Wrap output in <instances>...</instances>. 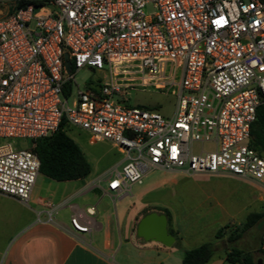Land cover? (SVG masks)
<instances>
[{
    "label": "built area",
    "instance_id": "obj_1",
    "mask_svg": "<svg viewBox=\"0 0 264 264\" xmlns=\"http://www.w3.org/2000/svg\"><path fill=\"white\" fill-rule=\"evenodd\" d=\"M82 68L98 77L68 105ZM147 87L174 91L171 116L118 100ZM260 104L264 0H48L0 15V192L21 201L38 175L33 142L63 119L121 153L109 191L127 194L151 170L226 172L264 188V158L248 145ZM194 142L212 147L194 152ZM93 213V205L72 212L70 227L89 231Z\"/></svg>",
    "mask_w": 264,
    "mask_h": 264
},
{
    "label": "crops",
    "instance_id": "obj_2",
    "mask_svg": "<svg viewBox=\"0 0 264 264\" xmlns=\"http://www.w3.org/2000/svg\"><path fill=\"white\" fill-rule=\"evenodd\" d=\"M121 160L108 162L102 169L89 163L85 178L61 181L66 185L50 192L54 204L34 193L33 187L26 202L0 192V264H181L183 251L203 242L189 244L175 224L173 209L150 200L146 193L132 192L131 186L127 194L109 191L107 173L118 170ZM90 174L94 176L87 180ZM46 203L54 209L49 218ZM90 205L94 206L92 228L74 231L70 215ZM151 211L167 212V231L174 237L170 246L136 235L139 219ZM224 239L215 238L216 251L204 264H230L225 260ZM221 240L224 246H218Z\"/></svg>",
    "mask_w": 264,
    "mask_h": 264
},
{
    "label": "rangeland",
    "instance_id": "obj_3",
    "mask_svg": "<svg viewBox=\"0 0 264 264\" xmlns=\"http://www.w3.org/2000/svg\"><path fill=\"white\" fill-rule=\"evenodd\" d=\"M13 0H0V15H5L14 8ZM145 12L152 14L154 9L151 4L145 6ZM97 72L88 68H82L74 75L76 80L72 84V94L67 99L71 105L76 89H83L86 82L96 80ZM118 100L129 106L139 105L158 110L164 116H171L176 105V97L173 90L161 92L152 87L131 89L129 93ZM67 134L75 141L83 152L87 161L97 169H102L109 162L119 159L122 155L107 141L90 142L88 134L76 127H68ZM2 140L0 139V143ZM15 148L31 147L25 139L11 140ZM210 143L200 144L194 142L192 149H211ZM123 163L117 169L120 171ZM225 174V175H223ZM90 174L86 179L93 178ZM50 185V187H47ZM66 185L37 175L33 191L39 196L55 203L50 192ZM259 183L253 178H243L229 175L226 172L186 174L178 170L160 171L151 170L142 179L141 183L131 185L132 192L146 193L150 200L164 204L174 211L175 224L181 228L182 234L189 244L210 241L215 243L214 232L224 222L235 220L242 222L245 215L251 211L260 209L264 202V188L258 189ZM159 206L155 207L157 209ZM66 212V208L62 210ZM228 222V224L236 223ZM262 242L264 231H257L254 227L246 231L238 242L241 248H253L258 240ZM258 242V241H257ZM261 248L260 242L258 243ZM218 246H224V241H219ZM216 251V249H214ZM264 261V252L262 254ZM261 259V258H260Z\"/></svg>",
    "mask_w": 264,
    "mask_h": 264
},
{
    "label": "trees",
    "instance_id": "obj_4",
    "mask_svg": "<svg viewBox=\"0 0 264 264\" xmlns=\"http://www.w3.org/2000/svg\"><path fill=\"white\" fill-rule=\"evenodd\" d=\"M32 4L35 7L48 4V0H17L14 8ZM13 8V9H14ZM12 9V10H13ZM66 87L63 95L66 96ZM139 106V105H138ZM143 107V106H142ZM68 125L63 119L55 132L33 142L32 150L39 159L38 174L48 179L61 182L85 178L90 172V165L75 141L67 134ZM248 145L264 158V104L257 106L255 119L250 125ZM165 215L167 212L164 211ZM264 231V204L261 210L251 211L239 224H225L214 234L216 239L225 236V260L230 264H255L258 258L263 261V250L255 242L253 248L238 246L243 234L251 228ZM215 245L206 241L183 251L181 264H204L212 255Z\"/></svg>",
    "mask_w": 264,
    "mask_h": 264
},
{
    "label": "water",
    "instance_id": "obj_5",
    "mask_svg": "<svg viewBox=\"0 0 264 264\" xmlns=\"http://www.w3.org/2000/svg\"><path fill=\"white\" fill-rule=\"evenodd\" d=\"M65 67L69 69L70 62L67 59V54L64 53ZM136 235L143 240H151L159 242L165 246H170L174 237L167 231V218L164 213L151 211L143 215L136 225ZM255 264H264L258 258Z\"/></svg>",
    "mask_w": 264,
    "mask_h": 264
}]
</instances>
